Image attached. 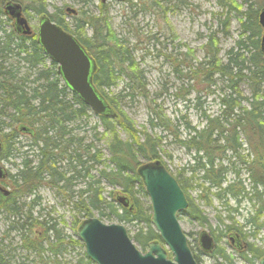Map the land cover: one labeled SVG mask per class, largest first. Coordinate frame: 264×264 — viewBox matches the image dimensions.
I'll list each match as a JSON object with an SVG mask.
<instances>
[{"label": "trees", "instance_id": "trees-1", "mask_svg": "<svg viewBox=\"0 0 264 264\" xmlns=\"http://www.w3.org/2000/svg\"><path fill=\"white\" fill-rule=\"evenodd\" d=\"M216 1L221 11H225L224 19L217 20L223 27L229 25L232 15L239 17L238 39L226 51L225 58L219 57L210 35L204 43L202 59L194 62L187 60L188 51L178 54V60L177 56L170 58V54L163 52L165 47L157 50L156 43L151 49L156 50L157 57L164 56L174 62L175 72L183 67L180 73L187 83L184 89L186 93H194L198 109L202 105L200 92L214 96L217 115L201 112L204 124L199 128L184 121L185 132L180 137L177 125L154 103L147 115V128L168 131L175 143L191 152L192 163L174 176L188 201L185 212L199 227L209 229L207 233L215 243L209 256L219 260V264L227 261L231 264L227 254L219 249L222 231H215L222 226L224 232L234 229L240 232L239 227L225 225L217 216L218 223L212 229L196 201L211 207L216 200L225 207L226 219L232 222L233 216L228 212L237 211V208L229 207V200H234L235 204L246 200L253 206L256 202L254 214L245 219L249 235L251 228L257 229L258 218L264 211V52L260 47L262 27L257 15L264 8V0ZM130 5L136 7L134 12L159 14L156 0H137ZM103 6L99 3L100 14L82 11L74 16L72 28L59 18L62 12L46 13L43 4L35 10L37 14H47L54 23L75 36L95 61L93 85L116 113L115 118L97 116L102 129L99 137L106 138V159L78 131L80 122L88 119L91 110L64 85L56 64L49 61L35 35L18 37L3 26L6 17L0 9V142L8 145L22 136L29 141L16 173H7L9 191L6 195L0 191V210L5 214L7 231L16 233L19 241L17 247L12 241L9 247L0 242V264H25L17 259V249L34 252L41 259L46 254L48 264H53L52 260L59 263L58 257L69 249L83 247L78 239H72L59 227L58 224L65 223L63 219L56 222L49 212L41 213V197L37 193L43 187L52 189L64 200L62 203L69 208L73 219V229L84 220L98 216L100 220H116L136 227L132 238L142 249L147 248L149 242L159 241V235L150 224V204H142L138 198V194L144 198L147 194L136 170L144 165L140 160L161 162L162 140L147 129L136 128L122 109L117 108L113 97L105 94V90L114 87L121 77L127 82L124 90L130 83L137 85L138 90L144 91L145 86L142 71L135 69L133 64L132 50L135 48L116 38ZM160 13L163 16L165 9ZM217 15L220 17L221 12ZM135 38L141 41L139 34ZM152 39L158 41L153 35L146 36L145 41ZM241 85L247 94L243 93ZM19 125H26L34 134L19 133ZM91 128L96 131L97 127ZM122 130L126 133L125 139L120 138ZM242 169L247 184L240 177ZM228 175L232 179L229 180ZM103 182L119 190L107 192L109 197H105ZM189 189L198 192L196 200L190 196ZM118 195L126 196L129 205H121ZM28 196L33 198L26 202ZM255 236L251 234V238ZM243 253L240 256L244 262L264 257V250L260 248L249 247ZM193 256L198 264L197 256ZM80 262L90 264L88 259Z\"/></svg>", "mask_w": 264, "mask_h": 264}, {"label": "rangeland", "instance_id": "rangeland-1", "mask_svg": "<svg viewBox=\"0 0 264 264\" xmlns=\"http://www.w3.org/2000/svg\"><path fill=\"white\" fill-rule=\"evenodd\" d=\"M131 2H108L103 7L102 10L105 12V18L110 24L112 32L115 34L116 38H120L126 41L128 47L135 48L132 50L135 64V69L141 70L144 76L143 85L145 90H138L137 85L134 83L129 84V88L124 90V85L127 83L126 78L121 77L117 80L114 87L105 90V94L109 97H113L116 102L118 109H122L123 113L127 118L133 122L136 128L147 129L148 132H152L153 135L159 136L162 140L161 149L163 150L161 162L164 163L165 167L169 170L172 175H175L181 168L187 167L188 164L192 163L191 152H186L184 148L179 146V144L174 142V139L170 136L168 131H163L161 129H155L150 131L147 128V115L150 106L154 103L157 104L162 113L170 117L173 124L177 125L180 137L184 136L185 130L183 129V122L187 121L191 126L202 127L203 118L201 112L209 115H217L218 104L215 101V97L208 95L207 93L200 92L199 96L201 108L198 109L196 104H194V93H186L184 89L187 86L185 79L182 78L183 67H178L177 72L174 70V62L170 61L169 58L164 56L157 57L156 50L153 48V43H156V49L166 48L162 50L166 54H170L171 57L177 56L178 60L180 56L185 51H188L189 58L188 61L194 62V60H201L204 54L203 46L207 41V37L210 35L214 39V45L219 50V57L221 60L225 58L226 51L231 48L239 36L238 27V16L232 15L230 17V23L228 26L223 27L217 20H223L225 17V11H221V7L217 4L216 0H156V4L159 7V14H154L152 11L148 12H134L136 7L130 5L137 2V0H130ZM241 3L240 0H237ZM48 3V12L52 14L54 9H63L66 6L74 8L78 13L82 11L88 12V14H100L99 11V1L98 0H44ZM88 2V3H87ZM161 7V8H160ZM244 8V6H242ZM133 9V10H132ZM165 9V14L162 16L160 11ZM221 12V16L218 17L217 13ZM61 16V15H60ZM28 20V25L35 31L38 27L37 19L38 17L34 14L26 17ZM64 23L68 24L70 28L73 27V17L68 16L64 11L61 16ZM7 30L9 26L5 27ZM88 33V32H87ZM90 34V33H88ZM139 34L141 41L137 42L135 36ZM135 35V36H134ZM153 35L158 40L157 42L153 39L146 42V36ZM220 86V82L216 84ZM199 88V87H197ZM243 93L247 94L248 91L241 85L240 86ZM184 90V91H183ZM217 95V94H216ZM184 118L183 120L181 118ZM96 126V131L91 127ZM80 135L85 137L87 143L92 142L94 147L103 153V158L108 157V152L106 151L105 139L99 137L102 132L100 127V122L97 116L92 112L89 113V117L86 121L80 122L79 129ZM120 138L125 139L126 133L122 130L119 133ZM12 143V144H11ZM14 143V144H13ZM29 141L24 137L18 138L17 141L12 142L8 145L0 142V162L1 166L4 167L7 173L15 174L18 168L17 165L21 162L22 158L25 156L23 152ZM19 149V151L17 150ZM143 164L145 162L143 160ZM162 164V163H161ZM234 166L238 167L235 163ZM241 169V168H240ZM190 174L187 173V177ZM241 179L245 180L247 184L246 173L242 169ZM230 180L232 179L230 175L227 176ZM193 185V181L190 182ZM105 187L103 195L109 197L107 192L118 191V188L111 189L104 182L102 183ZM0 186L8 189V179L6 178L4 184L0 183ZM189 194L192 199H197L198 192L194 189H189ZM37 195L41 197V203L39 209L42 214L50 213V215L55 218L56 222H60L61 219L64 220V224H58L59 227L63 228L64 232L68 234L72 239H78L76 236V230L72 228V218L68 211V207L62 203L61 198L56 196L52 189L47 187L40 188ZM33 197L26 199V202L32 200ZM142 204H150L148 197L144 198L141 194H138ZM212 206H205L202 202H197L200 208L204 211L207 222H209L211 228L213 229L217 225V216H220L221 221L224 224H231L235 228L239 227L240 232L233 230H227L224 232L222 226L219 230L215 232L220 233L222 239L219 243V249H222L225 254H227L231 264H259L257 260L247 261L239 259L236 251H234V245H231L227 237L237 232L239 234V239L242 240L246 245L252 248H261L264 245V230L261 228L254 229L251 228L250 235L248 233V228L244 229L245 219L254 214L255 209H257V203H252L243 200L240 204H235L234 200H229V207H236L237 211L231 210L229 215L233 216V221H228L226 219L227 211L225 207L221 205L216 200L212 201ZM36 208L35 210H37ZM36 212V211H35ZM98 217V216H94ZM262 217L264 214L258 218V224L263 222ZM5 214L0 210V242L9 247L11 241L12 245L17 247L19 241H17L16 233H9L7 231V221L4 219ZM105 224H121L123 225L128 233V237L131 238L132 242L137 248H140L143 252L147 251L148 248L142 249L137 245L132 238L136 227L129 223L123 224L118 221H108L106 219L101 220ZM177 221L181 226L182 232L187 237V245L189 246L191 253L197 256L198 264H219L220 261H216L209 254H205L200 251L198 246V234L202 230L209 232L208 228L199 227L198 224L189 217L188 213L185 211L179 212L177 216ZM232 222V223H231ZM216 229V228H215ZM251 234L256 236L251 238ZM79 240V239H78ZM80 241V240H79ZM214 242V241H213ZM83 245V244H82ZM163 246V244H161ZM215 245V243H214ZM167 252V256L171 257L168 250L163 246ZM214 247V246H213ZM247 248V249H248ZM19 257L17 259L25 264H48L47 256L42 259L32 252H24L17 249ZM243 252V251H242ZM23 258V259H21ZM87 259L85 254V249L83 247H75L69 249L66 253L58 257L59 263L51 261L53 264H83L80 260ZM89 260V259H88ZM90 261V260H89ZM50 262V263H51ZM86 264V263H85ZM90 264H94L90 261ZM224 264H229L225 262Z\"/></svg>", "mask_w": 264, "mask_h": 264}, {"label": "water", "instance_id": "water-1", "mask_svg": "<svg viewBox=\"0 0 264 264\" xmlns=\"http://www.w3.org/2000/svg\"><path fill=\"white\" fill-rule=\"evenodd\" d=\"M101 3L111 0H99ZM123 2L125 0H113ZM69 10V9H67ZM14 15L15 26L30 34L29 26L20 15L17 7H8ZM258 23L262 27L260 47L264 52V8L258 12ZM36 30L37 43L49 61L56 64L57 73L64 85L74 93L96 116L115 118L116 113L106 99L93 85L96 64L91 55L72 34L55 24L47 15H41ZM18 131L33 135L26 125H19ZM136 172L143 184L144 192L150 203V224L159 235V241L148 243L147 251L137 248L128 237L126 228L118 223L105 224L99 218H89L77 226L76 236L83 244L87 259L94 264H197L187 245V237L177 221L179 212L184 211L188 203L177 181L159 160L145 163ZM5 173L0 166V179ZM117 201L129 205L127 197L118 195ZM236 235H230L233 243ZM165 246L171 257L167 256ZM202 252H210L214 246L212 237L202 230L198 237ZM259 264H264V258Z\"/></svg>", "mask_w": 264, "mask_h": 264}, {"label": "flooded vegetation", "instance_id": "flooded-vegetation-1", "mask_svg": "<svg viewBox=\"0 0 264 264\" xmlns=\"http://www.w3.org/2000/svg\"><path fill=\"white\" fill-rule=\"evenodd\" d=\"M129 0H125L124 2L126 3V2H128ZM108 2H116V1H113V0H111V1H106L105 3H101L100 1H99V3H101V4H103V5H105L106 3H108ZM41 4H43L44 6H45V11H46V13H49L48 12V8H51V7H49V5H48V3H45L44 2V0H0V9H1V12H2V14H3V16H5L6 17V22H5V24H3V26L4 27H7V26H9V28H8V31L9 30H11V32L14 34V35H16V36H18V37H20V36H22V37H31V35H35L36 36V30L35 31H33L31 28H30V25H28V20H27V18L26 17H28V16H30V14H34V15H36L37 17H38V19H37V25H38V22H39V18L41 17V15H44L45 13H41V14H37V12H36V10H35V8H37V7H40V5ZM8 7H17L18 8V11H20V15H21V17H23L24 19H25V21H26V24L29 26V29H30V34H26V33H24V27L23 26H21L20 27V29L18 30L17 29V27L15 26V18H14V15H11L10 13H9V11H8ZM67 9H69V10H67ZM63 11L68 15V16H70V17H74V16H77V15H79V13L73 8H70L69 6H66L65 8H64V10L63 9H54V11L52 12V13H59V12H62L63 13ZM51 14V13H50ZM60 14V13H59ZM45 15H47V14H45ZM61 16H62V14H60ZM48 16V15H47ZM61 16L59 17L60 19H62L61 18ZM49 17V16H48ZM50 18V17H49ZM51 20V19H50ZM52 21V20H51ZM63 21V20H62ZM56 24V23H55ZM39 26V25H38ZM61 27V26H60ZM38 28V27H37ZM62 28V27H61ZM62 29H64V28H62ZM65 30V29H64ZM66 31V30H65ZM36 41H37V36H36ZM19 133H21V132H19ZM26 134V133H25ZM0 149H1V145H0ZM0 166H1V162H0ZM2 167V169H3V171H4V173H5V177L3 178V179H0V183H3L5 180H6V178H8L7 177V172H6V170L4 169V167L3 166H1ZM168 170V169H167ZM171 174V173H170ZM172 175V174H171ZM176 175V174H175ZM175 175H172L173 176V178L175 179ZM177 181V180H176ZM1 188H3L2 186H0V191H2L1 190ZM4 189H6V188H4ZM144 189V188H143ZM6 190H8V189H6ZM182 190V189H181ZM3 193H4V195H6L7 194V191L6 192H4V191H2ZM184 192V191H183ZM184 195H185V193H184ZM185 199H186V196H185ZM186 201H187V199H186ZM187 203H188V201H187ZM258 206V205H257ZM185 211V210H184ZM263 214H264V211H263ZM262 219H263V224H258L257 225V229L258 228H261L262 230H264V217H262ZM246 224V223H245ZM245 228L244 229H247L248 228V225L247 226H244ZM247 231V230H246ZM200 234V233H199ZM199 234H198V237H199ZM230 235H236L238 238L237 239H234V241H233V243L229 240V236ZM228 237H227V240H228V242L231 244V245H234V251H236V253H237V256H238V258L239 259H241L242 260V257L240 256V254L241 253H243V252H246V250H247V248H248V245H246V242L244 243L242 240H240L239 239V234H237V233H232V234H230ZM264 240V239H263ZM197 241H198V238H197ZM261 248L264 250V245L263 246H261ZM212 250H213V248H212ZM211 250V251H212ZM210 251V252H211ZM243 251V252H242ZM210 252H204L205 254H209ZM203 253V252H202ZM244 254V253H243ZM210 255V254H209ZM264 257H260V258H258L257 259V263L259 262V260L260 259H263Z\"/></svg>", "mask_w": 264, "mask_h": 264}]
</instances>
